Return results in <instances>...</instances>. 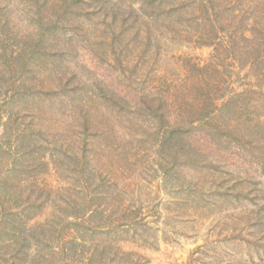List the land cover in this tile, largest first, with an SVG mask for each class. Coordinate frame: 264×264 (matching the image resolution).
<instances>
[{
    "label": "rangeland",
    "instance_id": "1",
    "mask_svg": "<svg viewBox=\"0 0 264 264\" xmlns=\"http://www.w3.org/2000/svg\"><path fill=\"white\" fill-rule=\"evenodd\" d=\"M82 1L0 0V264H264L257 0Z\"/></svg>",
    "mask_w": 264,
    "mask_h": 264
},
{
    "label": "trees",
    "instance_id": "2",
    "mask_svg": "<svg viewBox=\"0 0 264 264\" xmlns=\"http://www.w3.org/2000/svg\"><path fill=\"white\" fill-rule=\"evenodd\" d=\"M227 1V0H226ZM239 0H229L226 2V4H228L231 7H227L226 6V10L231 11V12H235L236 10H238L237 6H235L236 3H238ZM253 1V0H250ZM50 2L52 3V7H50L48 4ZM83 1L82 0H28V3L33 5V8L35 10L36 13H38V16H40L39 18L41 20H45V15L46 12H52L54 14L61 12L64 13V15L68 14H74V12H82L83 9L81 6H79ZM212 6V2L208 5V6ZM255 9L257 16L254 15L250 16L249 18L246 19V21L248 20H252L255 18V23L252 26V31L255 35V41L258 44V46H260L262 48V51L260 48L254 46L253 50L257 53L262 54V56L264 55V0H257L255 2ZM205 7V6H204ZM213 9H211L210 7L207 8V12L211 11L210 13H215V10L217 9V7H212ZM218 13V12H217ZM50 22H47V26H51L52 24H49ZM247 27V25H246ZM57 29V25L52 29V31L49 33V35L55 37V31ZM247 29V28H246ZM245 29V30H246ZM250 33V32H249ZM258 35V36H257ZM252 40V39H251ZM262 79H264V74L262 76ZM248 104V105H247ZM247 107H252V104L247 102ZM168 141H170V138L167 139ZM126 226V225H123ZM122 226V227H123ZM122 252L121 249H119V254ZM133 256L135 258H133ZM119 257V260L117 261L116 264H140V262L138 261V257L135 256L134 254H129V253H123V259ZM117 257V259H118Z\"/></svg>",
    "mask_w": 264,
    "mask_h": 264
}]
</instances>
